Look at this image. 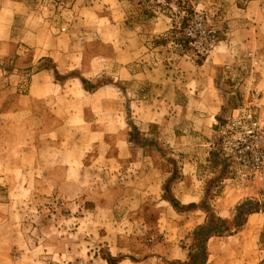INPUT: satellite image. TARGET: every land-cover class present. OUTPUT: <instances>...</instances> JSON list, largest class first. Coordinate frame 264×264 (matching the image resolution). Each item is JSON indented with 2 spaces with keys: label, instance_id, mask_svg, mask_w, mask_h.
I'll list each match as a JSON object with an SVG mask.
<instances>
[{
  "label": "rangeland",
  "instance_id": "obj_1",
  "mask_svg": "<svg viewBox=\"0 0 264 264\" xmlns=\"http://www.w3.org/2000/svg\"><path fill=\"white\" fill-rule=\"evenodd\" d=\"M30 1L49 55L0 80V264H183L201 224L204 264H264V172L224 151L248 84L264 122V0Z\"/></svg>",
  "mask_w": 264,
  "mask_h": 264
},
{
  "label": "built area",
  "instance_id": "obj_2",
  "mask_svg": "<svg viewBox=\"0 0 264 264\" xmlns=\"http://www.w3.org/2000/svg\"><path fill=\"white\" fill-rule=\"evenodd\" d=\"M77 12V7L71 8ZM250 27H253L250 24ZM218 28L212 27L207 31V42L200 50L201 55L209 53L217 46ZM60 30L66 31L67 26L62 25ZM188 39H194L192 31H187ZM190 40V44H192ZM252 91V94H251ZM257 89L246 85L242 90L243 101L235 110L231 119L225 125L224 151L226 156L235 164L236 168H244L249 176H262L264 172V122L258 114Z\"/></svg>",
  "mask_w": 264,
  "mask_h": 264
},
{
  "label": "crops",
  "instance_id": "obj_3",
  "mask_svg": "<svg viewBox=\"0 0 264 264\" xmlns=\"http://www.w3.org/2000/svg\"><path fill=\"white\" fill-rule=\"evenodd\" d=\"M253 2L261 3L262 0H252L251 3ZM33 6L30 0H0V80L6 82V84H8L7 80L9 77H13L15 72L28 66L33 67V65H36L39 61L44 62L45 59L43 58L49 55L48 51L44 54L45 50L40 47L39 43H37L36 47L33 49H30L25 43L29 28L27 25H23V22L28 20L27 16L30 11L34 9ZM77 18L73 22L70 29L71 31L64 37L66 39L65 42L62 41L64 38L54 40V48L60 49V41L64 43L70 42L69 48L76 45L74 35L76 32L75 26ZM69 48L67 47V51H70ZM39 51H41L40 55L37 53ZM9 62L14 64L13 71L6 70L5 63ZM8 73L9 75L5 76ZM49 75H52L51 70L46 69L40 71L33 77L43 78L44 80L49 77ZM21 80H25V78L23 77ZM23 86L24 85H21L20 88H18L21 92ZM17 113H19V111Z\"/></svg>",
  "mask_w": 264,
  "mask_h": 264
},
{
  "label": "trees",
  "instance_id": "obj_4",
  "mask_svg": "<svg viewBox=\"0 0 264 264\" xmlns=\"http://www.w3.org/2000/svg\"><path fill=\"white\" fill-rule=\"evenodd\" d=\"M227 228L228 227L225 226L224 230ZM210 229L211 228H209L206 224H201L196 228L195 234L199 236V242L196 243L197 248L189 251V259L184 261L183 264H204V262L208 259L207 242L212 236ZM214 232L217 234L219 233V230H214Z\"/></svg>",
  "mask_w": 264,
  "mask_h": 264
}]
</instances>
